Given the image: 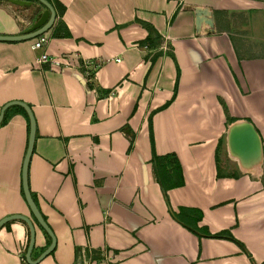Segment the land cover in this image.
<instances>
[{
	"label": "crops",
	"instance_id": "1",
	"mask_svg": "<svg viewBox=\"0 0 264 264\" xmlns=\"http://www.w3.org/2000/svg\"><path fill=\"white\" fill-rule=\"evenodd\" d=\"M27 1L0 0V34L45 9ZM50 1L41 48L0 40V109L33 111L28 183L56 237L36 264H264V160L244 170L226 143L229 124L249 119L264 150V0ZM195 6L213 31L197 28ZM43 51L82 68L38 64ZM25 112L11 104L0 122V219L33 220L35 259L51 236L23 195ZM29 239L24 220L5 222L0 264H31Z\"/></svg>",
	"mask_w": 264,
	"mask_h": 264
},
{
	"label": "water",
	"instance_id": "2",
	"mask_svg": "<svg viewBox=\"0 0 264 264\" xmlns=\"http://www.w3.org/2000/svg\"><path fill=\"white\" fill-rule=\"evenodd\" d=\"M15 4L30 5L31 2L27 0H11ZM44 6V10H40L36 13L35 20L32 25L26 28L22 33L16 34H0V40L7 41H19L36 38L37 36L47 32L54 24L56 19V10L50 0H39ZM195 13V22L197 28L201 24V21L207 23L209 26L207 31L214 30V22L212 11L207 7L195 6L193 7ZM11 104L22 105L29 117V135L28 142L25 151V155L22 163V189L25 200L30 207L32 214L38 223L46 230L51 236L50 244L40 253V255L33 259L31 257V251L35 244L36 233L33 220L21 213H11L0 219V227L11 219L24 220L30 230V239L26 250V261L31 264H36L47 254H49L56 245V237L52 228L49 226L45 218L43 217L37 203L35 202L28 183V165L29 159L33 150L35 134H36V120L33 111L29 104L22 100H11L6 102L0 109V122L4 116L5 109ZM226 143L229 153L232 157L237 159L239 165L244 170H253L262 165L264 160V150L262 144V138L259 130L255 124L249 119H238L231 122L226 132ZM81 264V263H80Z\"/></svg>",
	"mask_w": 264,
	"mask_h": 264
},
{
	"label": "built area",
	"instance_id": "3",
	"mask_svg": "<svg viewBox=\"0 0 264 264\" xmlns=\"http://www.w3.org/2000/svg\"><path fill=\"white\" fill-rule=\"evenodd\" d=\"M48 41V34L47 32L37 36L36 38H34L33 44H32V48L33 49H39L43 46L44 43H46ZM65 60L69 61L70 63L76 65L79 68H82V64L77 60L76 55H72L71 53H64L62 55V59H57L54 57H51V55L46 52L43 51L42 53H40L36 58L35 61L38 64H42L45 62H50V64H55V65H61L62 63L65 62ZM84 65H89V61H85ZM85 67L84 70H81V74L83 76V78H89L90 77V72L88 70V67ZM83 264H109V260L105 259V261H99V260H87V262L83 263Z\"/></svg>",
	"mask_w": 264,
	"mask_h": 264
},
{
	"label": "trees",
	"instance_id": "4",
	"mask_svg": "<svg viewBox=\"0 0 264 264\" xmlns=\"http://www.w3.org/2000/svg\"><path fill=\"white\" fill-rule=\"evenodd\" d=\"M154 32H156L155 30H153V29H149V33H148V35H147V39L149 40L150 39V37L152 36V34L154 33ZM54 34L55 35H63V36H69V34H70V32L68 31V28H66V27H64V28H62V26H61V24H57L56 26H55V28H54ZM159 43H160V41H159ZM160 52H158L157 54H159ZM25 114H26V112H25ZM24 195V194H23ZM44 217V216H43ZM45 218V217H44ZM42 228V227H41Z\"/></svg>",
	"mask_w": 264,
	"mask_h": 264
},
{
	"label": "flooded vegetation",
	"instance_id": "5",
	"mask_svg": "<svg viewBox=\"0 0 264 264\" xmlns=\"http://www.w3.org/2000/svg\"><path fill=\"white\" fill-rule=\"evenodd\" d=\"M33 24V23H32Z\"/></svg>",
	"mask_w": 264,
	"mask_h": 264
}]
</instances>
